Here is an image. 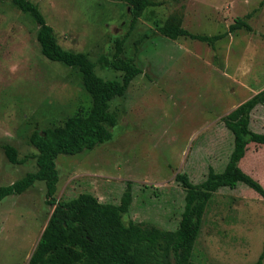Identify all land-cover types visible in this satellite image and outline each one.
Masks as SVG:
<instances>
[{
	"label": "rangeland",
	"instance_id": "1",
	"mask_svg": "<svg viewBox=\"0 0 264 264\" xmlns=\"http://www.w3.org/2000/svg\"><path fill=\"white\" fill-rule=\"evenodd\" d=\"M37 4L65 49L86 52L95 72H120L97 63L112 55L113 40L128 31L122 0H30ZM124 44L125 55L142 69L123 97L111 101L119 115L110 140L73 155L58 154L55 197L88 192L118 204L127 182L132 202L125 221L175 230L185 191L175 181L185 173L199 184L209 167L221 172L233 136L221 118L264 88V0H154ZM251 14V30L228 34L213 46L155 33L176 21L192 33L213 35L237 17ZM36 24L10 1L0 2V144L11 143L21 158L34 153V129L61 125L91 105L77 71L46 59ZM154 33L135 50L136 40ZM250 127L264 133V104L250 112ZM264 187V144L250 143L239 163ZM35 169L33 158L8 162L0 148V185ZM38 180L25 192L0 201V264H26L53 207ZM264 246V199L243 182L221 187L208 202L191 259L198 264H250ZM264 264V257H263Z\"/></svg>",
	"mask_w": 264,
	"mask_h": 264
},
{
	"label": "trees",
	"instance_id": "2",
	"mask_svg": "<svg viewBox=\"0 0 264 264\" xmlns=\"http://www.w3.org/2000/svg\"><path fill=\"white\" fill-rule=\"evenodd\" d=\"M5 1H10L31 18L37 26L35 36L41 54L77 71L91 99L90 108L84 114L68 116L61 125L34 129L29 135L34 153L21 158L14 145L0 144L4 156L12 164H23L31 158L35 161L33 171L11 184L0 185V201L8 195L25 192L41 180L45 184V202L53 207L26 264H198L191 259L194 243L206 206L219 188H235L238 182H243L264 199V187L239 165L250 143L264 144V133L255 132L249 126L252 109L264 104V88L221 118L233 136L232 150L221 172L209 167L207 176L199 184L192 183L185 173L175 175V181L185 191L184 207L175 230L124 220L132 202L130 182L118 204L100 202L88 192L59 200L55 197L59 180L55 159L58 154L73 155L111 139V128L119 121L118 113L111 110V101L125 96L131 81L142 72L135 59L125 55L124 44L139 18L158 2L122 0L130 18L128 31L114 38L112 55H101L97 59L101 66L121 74L118 78L105 79L95 72L96 63L86 52L65 49L57 42L53 28L37 4L30 0H0ZM263 4L261 1L260 7ZM250 16L237 17L227 30L213 35L192 33L176 21L156 25L154 31L170 39L185 37L213 46L234 31L251 30ZM152 34L144 32L136 40L135 50L138 51ZM263 257L264 246L258 259L250 264H263Z\"/></svg>",
	"mask_w": 264,
	"mask_h": 264
},
{
	"label": "crops",
	"instance_id": "3",
	"mask_svg": "<svg viewBox=\"0 0 264 264\" xmlns=\"http://www.w3.org/2000/svg\"><path fill=\"white\" fill-rule=\"evenodd\" d=\"M249 126H250V123H249ZM250 128H251V127H250ZM248 146H249V145H248ZM214 170H215V169H214ZM203 180H204V179H203ZM203 180H202V181H203Z\"/></svg>",
	"mask_w": 264,
	"mask_h": 264
}]
</instances>
